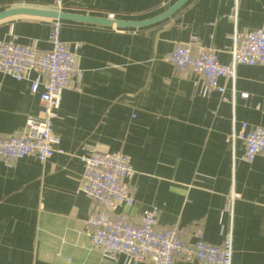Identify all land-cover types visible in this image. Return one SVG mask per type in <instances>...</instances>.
Wrapping results in <instances>:
<instances>
[{"label":"crops","instance_id":"obj_1","mask_svg":"<svg viewBox=\"0 0 264 264\" xmlns=\"http://www.w3.org/2000/svg\"><path fill=\"white\" fill-rule=\"evenodd\" d=\"M181 1L0 0V41L46 53L59 19L61 40L70 50L81 45L82 71L81 87L63 93L54 121L64 154L26 157L11 169L0 161V264H124L123 256L104 258L87 234L98 211L79 190V156L88 147L131 158L135 203L119 214L139 224L158 209L157 228H182L190 244L202 231L221 245L232 226L233 264H264V162L246 163L244 144L228 142L234 124L264 128V66H239L235 93L221 78L227 92L204 97L201 80L167 60L196 38L230 64L236 29H264V0ZM0 87V137L43 117L29 81L0 73Z\"/></svg>","mask_w":264,"mask_h":264},{"label":"built area","instance_id":"obj_2","mask_svg":"<svg viewBox=\"0 0 264 264\" xmlns=\"http://www.w3.org/2000/svg\"><path fill=\"white\" fill-rule=\"evenodd\" d=\"M61 28V21L56 19L49 36L51 49L46 53L14 40L0 41V73L18 82L29 81L31 93L40 94L43 107V117L30 118L22 134L0 137V161L9 169L26 157L35 156L47 162L56 154H64L58 147L60 139L55 134L54 121L63 93L81 87L82 71L78 61L81 45L76 44L70 50L61 40ZM231 56V63L223 64L213 50L199 45L194 38L179 44L167 60L178 71H191L197 76L204 97L213 92H227L219 84L221 78L230 80L235 93L239 66H264V29L249 32L236 29ZM32 73H36L33 79ZM228 142L233 147L237 142L244 144L242 160L246 163L252 164L257 158L264 162V128L243 123L238 130L234 124ZM79 159L84 165L79 190L98 205V211L86 221L87 234L104 258L116 261L123 256L124 264H173L175 259L195 264H233L232 226L224 230L222 244L216 246L205 241L202 231L195 233L196 241L190 244L184 241L182 228L159 230L158 209L145 211L141 222L136 224L118 213L120 207H132L135 203L130 181L136 172L131 158L122 152L104 153L88 147ZM235 200L233 194L228 202L231 214Z\"/></svg>","mask_w":264,"mask_h":264},{"label":"water","instance_id":"obj_3","mask_svg":"<svg viewBox=\"0 0 264 264\" xmlns=\"http://www.w3.org/2000/svg\"><path fill=\"white\" fill-rule=\"evenodd\" d=\"M185 0H182L180 3H179V5L180 4H182L183 2H184ZM173 11V10H172ZM27 13H34V12H27ZM34 14H41V15H45V14H42V13H34ZM56 18L57 17H61L59 14H57V15H54ZM112 23V22H111ZM149 23H151V22H148L147 24H149ZM142 25H144V24H142Z\"/></svg>","mask_w":264,"mask_h":264}]
</instances>
